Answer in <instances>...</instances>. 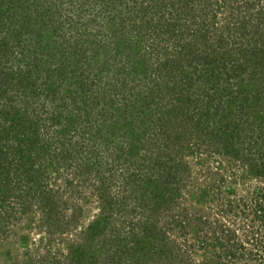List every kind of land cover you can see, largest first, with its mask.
<instances>
[{"label": "trees", "instance_id": "1", "mask_svg": "<svg viewBox=\"0 0 264 264\" xmlns=\"http://www.w3.org/2000/svg\"><path fill=\"white\" fill-rule=\"evenodd\" d=\"M43 1H0L6 5L0 10V203L13 190L23 211L38 207L46 216L48 232L57 223L68 229L78 216L70 264H191L192 252L177 250L175 240L150 222L167 210L168 222L187 238V186L195 200L194 229L203 232L195 234L194 253L208 255L204 264H254L235 229L223 228L212 208L199 206L198 212L197 202L212 195L219 199L216 211L235 219L234 188L209 167L210 178L197 184L201 169L194 171L186 158L205 152L201 164L222 156L241 177L258 178L263 186L248 189V203L264 219L263 130L254 134L256 114L243 112L252 89L241 98L243 89L233 80L245 75L264 92V0H218L222 29L214 27L218 14L208 0H132L129 7L138 8L128 19V3L121 9L119 0H66L62 10L49 2L53 7L42 13ZM22 3L36 6L28 19ZM70 7L77 17L70 28L51 18ZM130 24L132 32L124 31ZM138 35L143 44L137 50L112 44ZM232 50L236 67L229 64ZM257 101L264 113L262 98ZM106 154L114 172L101 169ZM51 179L56 189H44ZM85 180L94 183L90 194L98 199L87 224L79 204ZM114 181L118 195L111 191ZM77 190L78 206L70 201ZM65 210L75 217L63 219Z\"/></svg>", "mask_w": 264, "mask_h": 264}, {"label": "rangeland", "instance_id": "2", "mask_svg": "<svg viewBox=\"0 0 264 264\" xmlns=\"http://www.w3.org/2000/svg\"><path fill=\"white\" fill-rule=\"evenodd\" d=\"M33 1L41 2L43 0H33ZM59 1H62L63 3L61 4V2ZM136 1L144 2L143 3L144 5L150 4L148 0H136ZM208 1L211 5L210 12H212V14H218V20L216 19V23L214 27H216L217 29L218 28L222 29L224 24L222 23V21H220V18L221 16H224V11H223V14L220 13L221 10H219L220 7H218V2H217L218 0H208ZM49 2H54L57 5H60L61 10L62 8H67L68 6L67 5L68 2L66 0L65 1L64 0H50V1L46 0L45 4H43V8L41 9L42 13L44 12V7L48 9L53 7V5H51ZM123 2H125V4L128 3L127 10H129V13L126 14V18L128 19L129 16H132V14H134V12L137 10L138 7L136 6L129 7L130 5L134 4L132 0H119L118 4L116 3V6L118 5L121 9H123L122 8ZM22 4H23L22 5L23 8L27 9V11L25 10L22 17L28 19L29 14L27 12H29V10L34 12V9L36 6H32L29 9L27 5L25 6V3H22ZM5 6H6L5 3L3 4L0 3V10L6 9ZM133 7L135 8L133 9ZM61 10L58 12L56 9L54 11L56 12V15H52L51 18H53V20L56 22L63 21L64 26L66 28H70V23H73L74 19H76L77 17L72 11L71 7L68 9H64L63 11ZM110 11L114 12L113 10H110ZM154 11L155 9L152 8L149 12H154ZM40 15L42 17H45L42 14ZM43 20H44V25H47L48 27L50 26L49 28L50 30H52L53 26L48 21V17H45V19ZM36 28H38V25L36 26ZM130 28H131V24L129 28L127 27L124 31H128L130 33L132 32ZM68 33L69 32H67V36H69ZM135 33L136 32L134 31L132 34H135ZM138 38H139V35L138 37L133 38V40L127 41V42H125L126 39L121 38L122 40L118 39L117 42L113 41L112 44L117 45L120 48V50L124 48H128V47H130L132 50L134 49L137 50L136 46L143 44L142 40ZM142 39L144 40V38ZM162 45L165 46L164 44ZM226 48L228 49L229 45L228 47L226 46ZM232 51L234 54L232 55L229 64L236 67L237 65H239L238 59H237L238 54H237V51H234V50ZM149 55H151V53H149ZM244 77L245 75L235 76L233 80H237L238 88L243 89V92L240 93L241 98L243 97V95L245 97L248 96L247 92L250 91V89H252V93L249 94L251 98L249 100H246V103L243 107V112H248L252 115L256 114L254 118H256L261 128L258 127V129L254 131V134H258L259 132L263 130L261 132L263 134L261 143H263L264 141V113H262V111L260 110H257V107H255V104H256L255 102H257V105H258V101H257L258 98L260 100L262 98L263 100L262 102H264V98H263L264 92H260V89L255 84L254 79H251L249 77L243 80ZM218 90H220L219 87H218ZM216 95L218 96L219 93H216ZM232 104H233L232 102L229 103V106L227 107V113H229L230 110L232 109L233 107ZM178 109L179 108L173 109L172 107H170L169 112L173 113V110H174L177 115ZM204 155H205V152H202V153L195 152L192 155H188V157L186 158L188 161V164H190L192 168L193 167L195 168L194 171L201 169V173L197 177L195 182L197 184L199 183L202 184V182L204 181L205 183V179L209 177L207 176V171H206L208 167L212 171H214L215 169H218V171L220 172V175H223L224 179H226L224 183L227 185L230 184L236 192L233 194V196H230V197L231 199L236 200V202H238L236 203L238 205L237 206L238 216L235 219H234L235 217L234 215L230 217H227V216L222 217L221 214H219L216 211L217 209L215 208V205L217 204V202H219V199L213 198L212 195L209 197V199L205 203L199 204V202L196 201L197 206H198L197 208L199 210L198 212H203V210L201 211V208H203L206 211L212 208L211 210L215 211L214 218L221 221V223L223 224L222 227L223 228L230 227V229H235L237 240L238 241L243 240L244 246L252 250V253H254L252 262L254 264H264V219L257 217V215L254 214L253 207L249 206V204L251 203L250 201L248 203L249 195H247V191L249 188L252 189V187L254 186H263V183L260 182L258 178L254 180L250 177L245 176L243 172H242L243 177H241L242 176L241 170H239L234 163L233 164L230 163L231 164L230 165L229 163L226 162V159L222 160V156H215V155L210 156L208 159H206V161H202L203 163L199 164L198 161L201 160L200 158ZM112 160L113 159L109 156V154L102 155V158L100 161L102 162L101 169L105 170L109 168L112 170L111 172H114L113 171L114 165L111 166ZM107 173L108 172H106L105 174ZM233 173H235V176ZM234 177H236L238 180L236 182L231 183V179H233ZM85 181L86 182H81L82 187H80V191L82 190L84 193L83 195H79V204L81 205L83 210H86L85 211L86 214L82 215L83 218L80 217L82 220L81 222L83 224H87L88 221L93 219L98 212V208H97L98 199L95 198V196L91 195L92 194L91 190L93 189L94 183L88 180H85ZM109 183H110V180H109ZM225 184L221 183V185L223 186L221 187L223 193L227 192L224 190ZM41 185L44 187V189H47V190H49L51 186H53L51 190L56 189L55 184L52 183V179L50 180V182L44 181L43 184ZM56 185H59V182ZM111 186H112V190H111L112 193H115L117 195L120 194L119 191L117 190L118 185L115 183V181L111 182ZM208 186H210V183H208ZM186 189L189 191L192 190L191 188H188L187 186H186ZM11 191L13 194L8 195L10 199L7 201H3L5 199L1 197L2 202L0 203V264H70L68 261L69 252L73 249V244L77 241V237H78V216L76 218V223L74 225H70L68 229H66V227L64 226H59L58 223L55 225L53 224L51 226L52 224L51 223L49 225L51 226L50 227L51 232H48L49 227L46 226L45 222L44 224L42 223L43 220L45 221L46 216H44L42 212L39 209H37L38 207L29 208L28 210L23 211L18 203L19 201L17 199L16 201H14L15 199L13 200V198H11V196L15 195L16 192H14L13 190ZM189 191L186 192V194L184 195V198H189V200H184L185 202L183 201L185 205H188L189 212H190V213H187V217L189 218V221H190L189 225L187 226V229L189 231L187 238L179 235V231L173 228V226L171 225L172 223L170 224L168 222L169 218L165 215L167 210L163 214H159L155 216L157 217L156 219L151 217L150 222L155 223L160 228V230H165L166 234L169 236V240H175V245H177L178 247L177 250H180V252H185L186 250L192 252L190 253L191 261L189 263L204 264L205 262L209 260L208 255L204 256V253H202L201 249L199 251L197 249L195 253L193 251V248H197V247H193V246H196L194 244V241H196V239L198 238V237L197 238L195 237V234L201 237V234H203V232L200 233V231L197 232L196 228L194 229V226H193L194 217H193L192 211L193 212H196V211H195V207L193 206V208L191 209V206L193 203L195 204V200H193L190 197L191 194L189 193ZM85 198H87V201L84 200ZM58 199H59V202L63 201V200H60L59 196L58 198L57 196H54V200L58 201ZM240 199H242V201ZM70 201L73 204L78 206V190L75 196L72 199H70ZM246 203H248L247 206L245 205ZM241 208H243V212H241ZM63 213H64V216L62 218L63 219L65 218V220H66V217H70V216L75 217L71 213V210L62 211L61 214ZM210 217H212L211 214H210ZM210 219L213 220L212 218ZM52 220L54 221V218ZM211 225H212V228L215 227L214 223H211ZM207 235L211 236V231L207 233ZM21 242H25L26 245L23 246ZM177 259L178 261L180 260V258H177ZM237 263L239 264V261ZM227 264H233V262H229Z\"/></svg>", "mask_w": 264, "mask_h": 264}]
</instances>
